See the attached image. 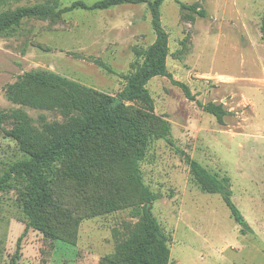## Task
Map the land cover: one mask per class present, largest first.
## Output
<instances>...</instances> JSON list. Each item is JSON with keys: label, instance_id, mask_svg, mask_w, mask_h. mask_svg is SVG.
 I'll return each mask as SVG.
<instances>
[{"label": "rangeland", "instance_id": "rangeland-1", "mask_svg": "<svg viewBox=\"0 0 264 264\" xmlns=\"http://www.w3.org/2000/svg\"><path fill=\"white\" fill-rule=\"evenodd\" d=\"M46 1L52 0H5L0 11ZM74 1L58 0L52 16L24 18L0 32V175L23 156L12 129L29 125L45 141L52 137L48 124L66 117L57 106L27 103L29 95L45 103L64 93L21 84L22 75L46 71L114 95L155 40L146 3L68 8ZM159 11L168 34L167 68L194 98L157 76L146 84L152 109L141 100L126 104L145 117L153 134L140 171L156 195L151 211L168 237V264H264V0H165ZM207 103L222 106L220 119L199 106ZM159 119L169 123L171 143L161 136ZM91 149L88 158L98 163L85 167L86 179L69 177L62 161L54 163L49 212L57 237L29 227L17 264H98L136 230L139 187L110 151ZM191 160L219 180L228 177L245 227L235 222L221 193L199 187ZM24 186L13 176L0 191V264H9L28 222Z\"/></svg>", "mask_w": 264, "mask_h": 264}, {"label": "trees", "instance_id": "trees-1", "mask_svg": "<svg viewBox=\"0 0 264 264\" xmlns=\"http://www.w3.org/2000/svg\"><path fill=\"white\" fill-rule=\"evenodd\" d=\"M163 1L165 0H97L87 5L77 0L68 7L101 10L127 3L148 5L155 40L142 51L141 63L136 71L127 77L125 85L116 94L98 92L46 71H31L22 75L24 80L21 84L33 83L42 88L58 89L64 93V98H54L45 103L29 95L26 97L27 103L39 108L57 106L66 117L63 122L55 121L48 124L52 137L45 141H40L37 135L32 134L29 125H19L9 132V135L17 141L23 156L11 163L0 175V191L10 186V179L13 176L23 178L25 186L22 210L28 218L9 264H17L20 241L29 227L39 230L46 238L57 237L58 226L49 212V208L53 205L49 186L50 172L53 171L55 162L62 161L69 177L88 178L90 173L85 167L91 168L92 164L98 163L91 156L88 158V151H94L91 149L94 145L103 146L116 157L131 184L139 187L141 203V220L136 230L118 245L113 254L103 256L98 264H168L170 254L168 237L151 211V204L156 199V195L144 185L140 171V161L144 158L153 134L146 124L145 117L126 104L141 100L152 109L153 99L146 84L157 76L169 78L187 98H194L185 83L173 79L166 65L168 34L161 24L159 11ZM1 3H5V0H0ZM57 3L58 0H52L0 11V32L19 26L24 18L46 19L52 16ZM262 19L261 29L264 39V11ZM199 106L218 119L225 113L219 104L207 103ZM159 122L161 136L171 143L168 139L169 123L164 119H159ZM189 165L199 187L208 193H221L235 222L245 227V219L231 200L228 177L219 180L208 174L194 160L189 161ZM111 209H116V206H111Z\"/></svg>", "mask_w": 264, "mask_h": 264}]
</instances>
